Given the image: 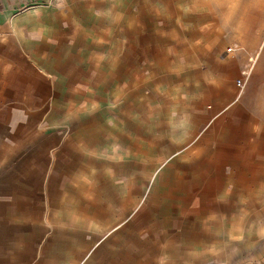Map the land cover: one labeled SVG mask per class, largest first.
<instances>
[{"label": "crops", "instance_id": "crops-1", "mask_svg": "<svg viewBox=\"0 0 264 264\" xmlns=\"http://www.w3.org/2000/svg\"><path fill=\"white\" fill-rule=\"evenodd\" d=\"M57 1L14 13L16 4L0 0V264L162 258L166 233L118 231L120 203L135 205L137 154L149 156L148 171L152 157L175 156L158 166L160 178L190 181L204 205L226 184L205 175L198 187L193 173L264 171V0H61L62 15ZM105 60L123 67L105 69ZM120 76L128 116L89 131L103 115L87 109L103 107L104 89ZM141 77L144 91L175 95L137 121ZM89 136L131 156L108 164L127 176L124 192L118 179H104L103 151L89 164ZM198 223L174 234L180 246L171 243L170 264L191 261L208 240Z\"/></svg>", "mask_w": 264, "mask_h": 264}, {"label": "rangeland", "instance_id": "rangeland-1", "mask_svg": "<svg viewBox=\"0 0 264 264\" xmlns=\"http://www.w3.org/2000/svg\"><path fill=\"white\" fill-rule=\"evenodd\" d=\"M49 1L50 0H8L10 4L17 5V9L14 8V13L24 8V10H26L38 6L46 7L49 5ZM62 3L61 0L53 3L55 4L56 12L58 14L60 13L59 15H62L63 11L67 10V7ZM118 63L120 68L123 67L121 61L105 60V69L108 66L115 68ZM120 79V85L116 84L114 87H110L112 85H109L108 88L104 89L103 107L100 106V108H96L94 106L87 109L89 115H95L96 112L103 115L101 119L102 123H98L97 126L95 124L88 125L89 131L92 128L96 129V127L103 126V121L104 123L105 121L110 123L113 121V115L128 116V106L126 105L129 100L128 97L130 92L127 91V82H124L126 78L120 76ZM143 85L144 77H141L140 87H142V90L136 93L135 96V115L137 121L143 120L144 117H149L150 114L153 116L155 115L153 107L154 102L156 105H159L161 101L167 103L168 97L172 100L171 97L175 95L171 93L165 94L159 91L150 93L144 91ZM124 103H126L125 107L121 108V105ZM156 109L158 108L156 107ZM129 110V115L132 116L133 110L131 107ZM156 115L159 116V112L156 113ZM114 124L115 123H111L106 129L108 130L111 126L115 127ZM90 142H93L94 146H89V164L96 165V163H99L100 157H102L99 154L103 151L104 164H107L103 169L104 179H118L120 185L119 190L122 192L123 190H121V188L125 183L124 181L127 180V176H124L123 171H121L118 177L115 171H111V167L108 164H110L115 157H119L121 162L120 165H122V162L128 161L131 159V156L127 155V153H123L121 150L120 154L114 153L113 155L115 151V145L112 144L113 141L104 143L101 149L97 147L98 142L95 138L93 139L89 136V145ZM165 144L166 142H162V146ZM135 158L137 163L135 173L134 175H130V179L133 177L136 180L135 187L131 188V191H134L135 195V205H129L130 209L127 211L128 205L120 203V210L123 216H121L119 221L120 225L118 231L126 233L127 229L131 230V232L139 235L141 239H149L150 231L156 234L166 233L165 238L159 241L158 247H162L163 250L167 251L162 258L160 254L155 255V253H153L152 257L148 258L147 262L146 260H142L140 263L137 261V264H170L168 260V250L172 247L171 243L174 242L175 244H173L175 247L179 245V243L175 242L176 237L174 234L181 233L182 231L184 232L186 229L187 231L184 233L187 234L189 231L188 229H191L190 224L193 226L200 225V223H198L199 221H201L204 226L209 227L211 235H209L208 240H204L200 243L199 248L196 250V257L191 259V261H183L182 264H264V171L234 170L228 172L221 171L219 173L211 171L193 173L191 176L198 177L199 179L198 187L202 184L205 175L209 181L215 182L222 179L226 184L225 187L218 188V193L215 196L214 202L209 205H204L206 203H203V200L193 196L196 191L194 188L196 187L193 185L190 186V181L185 179L184 181H180V178L177 180L175 177H172L173 182H171L169 176L160 178L162 170H160L158 166L160 164L167 165L173 163L176 161L175 156H162L159 157L160 161L158 160L157 162H155L156 158L152 157L151 171L147 169L143 170L144 160L146 159L145 161L149 163V156L146 155L143 157L137 154ZM147 167L148 165L146 164V168ZM156 168H158V170ZM93 169L94 174L96 170L100 171L99 167ZM179 171L180 170H178V172ZM178 175L181 177L184 176L183 173ZM186 181L189 182V186L184 187ZM124 197L126 196L124 195ZM122 209H125L126 212H123ZM211 216L213 218H211ZM207 217L210 219L207 220L208 223H205L204 220ZM212 219L217 221H213ZM150 252H153V250ZM174 262L175 261H172L171 263L175 264Z\"/></svg>", "mask_w": 264, "mask_h": 264}, {"label": "built area", "instance_id": "built-area-1", "mask_svg": "<svg viewBox=\"0 0 264 264\" xmlns=\"http://www.w3.org/2000/svg\"><path fill=\"white\" fill-rule=\"evenodd\" d=\"M232 50V47L231 46H228V47H226V52H230ZM236 84L238 85V86H240V84H241V80L240 79H237L236 80Z\"/></svg>", "mask_w": 264, "mask_h": 264}]
</instances>
